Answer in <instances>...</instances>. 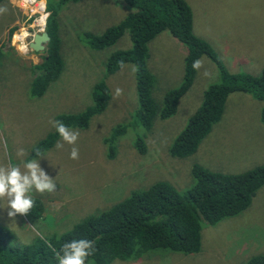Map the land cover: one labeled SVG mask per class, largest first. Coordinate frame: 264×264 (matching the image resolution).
I'll list each match as a JSON object with an SVG mask.
<instances>
[{
	"label": "rangeland",
	"instance_id": "374dc122",
	"mask_svg": "<svg viewBox=\"0 0 264 264\" xmlns=\"http://www.w3.org/2000/svg\"><path fill=\"white\" fill-rule=\"evenodd\" d=\"M1 0L0 8V165L22 164L30 148L53 129L49 121L61 113L82 110L90 99V89L103 75L105 58L115 49L130 47L125 31L111 46L93 50L82 39L84 31L101 34L118 23L131 8L121 0H80L65 2L56 12V34L62 69L39 97L28 94L30 67L41 61V51L28 48L31 35L44 31L47 12L44 3L35 13L38 0ZM45 2V0H43ZM191 9L192 30L206 40L229 72L258 74L264 66V0H185ZM30 3V4H27ZM44 15L43 26L34 21ZM15 30L6 41V31ZM25 32L19 38V31ZM11 48L13 52H11ZM148 70L154 76L151 94L161 101L163 92L175 88L183 72L184 44L166 30L147 44ZM198 60L193 81L179 99L170 117L156 118L145 137L146 149L139 154L130 139L142 128H127L117 138L112 159L106 158L102 138L117 123L124 122L136 106L133 66L122 65L106 78L110 99L104 110L91 117L79 132L75 145L59 136L36 158L40 167L55 179L53 192L31 193L43 207L40 219L17 214L8 216L7 200L0 199V226L9 229L20 244L35 237L59 235L84 216L95 214L120 200L132 190H141L157 180L168 181L177 191L189 182L190 168L198 164L210 170L237 173L264 163V128L258 122L261 102L247 94H228L222 115L196 149L187 156H172L169 145L184 127L187 116L199 105L202 90L217 79L212 62ZM207 73V75H205ZM122 94L115 95L116 89ZM62 143V148H57ZM72 147L79 158L71 159ZM20 149L24 156H18ZM200 250L181 254L154 250L137 259H112L108 264H239L258 252L264 253V185L241 212L214 225L202 226ZM94 263L88 259L86 264Z\"/></svg>",
	"mask_w": 264,
	"mask_h": 264
},
{
	"label": "trees",
	"instance_id": "16d2710c",
	"mask_svg": "<svg viewBox=\"0 0 264 264\" xmlns=\"http://www.w3.org/2000/svg\"><path fill=\"white\" fill-rule=\"evenodd\" d=\"M38 1L44 3V11L47 12L44 31L49 40L42 49L41 61L30 67V97L41 96L47 84L60 74L62 58L56 34V12L65 2L80 0ZM121 1L131 8L122 20L99 35L84 31L82 39L90 49L99 50L114 44L126 31L130 47L112 50L106 56L103 75L93 83L91 101L87 106L76 112L58 114L55 120L62 121L68 128H85L91 117L101 113L110 99L107 76L129 63L138 69L134 72L136 106L124 122L110 128L102 143L106 158L112 159L117 138L125 134V129L141 127L142 130L130 139V143L137 153L143 154L145 137L153 121L175 113L179 99L193 81V61L205 56L214 65L217 79L202 90L199 105L187 116L184 127L172 139L169 153L179 157L191 154L221 117L227 95L234 92L247 94L261 102L258 122L264 128V66L256 75L229 72L210 44L194 34L191 9L185 0ZM15 28H8L6 41ZM163 30L184 44L187 51L183 57L180 82L175 88L163 92L161 101L157 102L151 94L154 76L146 64L147 44ZM2 52L0 49V54ZM58 137L53 128L30 148L28 158L36 157V150L41 153L47 150ZM190 177L191 181L183 191H177L166 180H157L141 190L130 191L95 214L84 216L59 235L37 236L28 243L20 244L9 229L0 226V264H57L54 250L58 251L67 241L80 239L94 242L95 252L88 258L94 261L91 264H108L112 259H137L154 250L197 253L202 226L214 225L241 212L249 205L256 190L264 185V163L237 173L193 164ZM33 199L35 204L29 216L40 219L42 202L38 198ZM239 264H264V253L248 256Z\"/></svg>",
	"mask_w": 264,
	"mask_h": 264
},
{
	"label": "clouds",
	"instance_id": "9594fccd",
	"mask_svg": "<svg viewBox=\"0 0 264 264\" xmlns=\"http://www.w3.org/2000/svg\"><path fill=\"white\" fill-rule=\"evenodd\" d=\"M5 9L0 8V12ZM122 66V65H121ZM193 69L198 70L202 67L200 60L193 61ZM133 72L137 71L133 67ZM207 75V73H205ZM122 94L121 89H116L115 95ZM50 125L62 138L63 142L69 145H75L79 137V132L69 129L62 121L51 120ZM57 148H62V143H57ZM18 156H24L25 152L20 149ZM36 157H45L39 150L35 152ZM71 159L79 158V149L72 147L69 153ZM56 189L55 179L50 178L48 174L40 167L36 158H31L22 164H13L9 162L7 165H0V199L7 200L9 217L17 214L27 215L34 207V199L31 195L33 192L45 193L53 192ZM95 252V245L92 240H71L65 242L57 251L54 250L57 264H86V261Z\"/></svg>",
	"mask_w": 264,
	"mask_h": 264
},
{
	"label": "water",
	"instance_id": "95a60500",
	"mask_svg": "<svg viewBox=\"0 0 264 264\" xmlns=\"http://www.w3.org/2000/svg\"><path fill=\"white\" fill-rule=\"evenodd\" d=\"M48 40L49 37L47 33L45 31H41L31 35V39L27 46L32 51H41Z\"/></svg>",
	"mask_w": 264,
	"mask_h": 264
},
{
	"label": "bare ground",
	"instance_id": "6f19581e",
	"mask_svg": "<svg viewBox=\"0 0 264 264\" xmlns=\"http://www.w3.org/2000/svg\"><path fill=\"white\" fill-rule=\"evenodd\" d=\"M30 1V3H32L34 0H29ZM28 1V2H29ZM27 2V4H30V3H28ZM42 2L41 1H39V2H37V4L34 6L35 7V9H34V12L35 13H40V11L42 10ZM43 20H44V15H42V13L40 14V16L38 17V18H36L35 19V21H34V26H43ZM24 30L23 29H21L20 31H19V35H20V37L19 38H21V37H23V35H25L24 34Z\"/></svg>",
	"mask_w": 264,
	"mask_h": 264
}]
</instances>
